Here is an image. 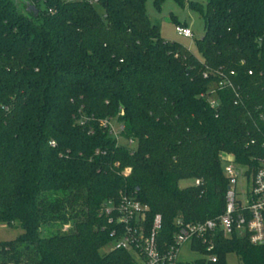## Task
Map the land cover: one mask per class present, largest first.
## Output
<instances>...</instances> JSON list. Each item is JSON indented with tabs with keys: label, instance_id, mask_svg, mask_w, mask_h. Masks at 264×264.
<instances>
[{
	"label": "trees",
	"instance_id": "16d2710c",
	"mask_svg": "<svg viewBox=\"0 0 264 264\" xmlns=\"http://www.w3.org/2000/svg\"><path fill=\"white\" fill-rule=\"evenodd\" d=\"M19 1L34 10L0 0V225L22 234L0 242V264H137L100 254L116 229L101 205L121 194L147 207L146 231L160 216V250L177 219L222 215V157L263 153L264 0L188 2L204 22L201 59L160 37L144 0ZM213 254L264 264V246L244 239L217 237Z\"/></svg>",
	"mask_w": 264,
	"mask_h": 264
},
{
	"label": "built area",
	"instance_id": "2783aa9c",
	"mask_svg": "<svg viewBox=\"0 0 264 264\" xmlns=\"http://www.w3.org/2000/svg\"><path fill=\"white\" fill-rule=\"evenodd\" d=\"M86 1L94 4L97 0ZM174 31L179 37L192 38V32L187 27L176 25ZM225 85L230 84L227 81L219 83V87ZM209 103L212 107L217 104L211 99ZM102 126L108 127L109 133L118 141L122 127L117 129L108 122H103ZM262 150V155L255 157L251 165L237 164L230 156L222 157V171L227 180L223 214L215 220L197 223L177 219L173 243L166 250H160L156 240L161 229L160 216L154 217L149 231H146L145 205L122 194L116 203L104 202L99 214L116 226L111 233V250L129 252L137 264H180L177 256L181 246L189 243L192 250L198 251L193 246L200 244L206 252L205 264H217L218 257L213 254L217 237L244 239L252 246H264V141ZM128 173L129 170L123 172L124 175ZM194 183L199 185L200 181Z\"/></svg>",
	"mask_w": 264,
	"mask_h": 264
},
{
	"label": "rangeland",
	"instance_id": "374dc122",
	"mask_svg": "<svg viewBox=\"0 0 264 264\" xmlns=\"http://www.w3.org/2000/svg\"><path fill=\"white\" fill-rule=\"evenodd\" d=\"M18 6L19 11L24 14L30 13L28 7L24 2L14 0ZM207 0H183V4H179L175 0H164L160 5V9H157L154 0H144L145 12L152 25L159 28L160 37L166 41L176 42L185 47L194 56L201 59L197 49L195 47V40L200 39L204 33V22L199 12L193 11L187 7L188 2L199 3L205 9ZM42 8V6H40ZM176 23L185 24L192 32V38H184L176 35L174 28ZM115 128L116 125H114ZM118 144L123 146L134 147V143L118 139ZM223 165V164H222ZM193 184L192 180H183L178 183L179 188H186ZM22 234V230L19 228H10L0 225V242H6L16 239ZM112 249V244L101 249L100 254H104ZM205 256L198 251H194L190 248V244L186 243L181 246L177 260L180 264H192L196 260L204 259ZM225 264H241L238 258L233 255H227L225 257Z\"/></svg>",
	"mask_w": 264,
	"mask_h": 264
},
{
	"label": "water",
	"instance_id": "95a60500",
	"mask_svg": "<svg viewBox=\"0 0 264 264\" xmlns=\"http://www.w3.org/2000/svg\"><path fill=\"white\" fill-rule=\"evenodd\" d=\"M34 8L33 7H28V11H33Z\"/></svg>",
	"mask_w": 264,
	"mask_h": 264
},
{
	"label": "crops",
	"instance_id": "0c3cea01",
	"mask_svg": "<svg viewBox=\"0 0 264 264\" xmlns=\"http://www.w3.org/2000/svg\"><path fill=\"white\" fill-rule=\"evenodd\" d=\"M188 28V27H187Z\"/></svg>",
	"mask_w": 264,
	"mask_h": 264
}]
</instances>
